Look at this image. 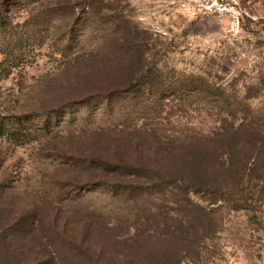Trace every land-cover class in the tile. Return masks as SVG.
Instances as JSON below:
<instances>
[{
    "label": "rangeland",
    "instance_id": "rangeland-1",
    "mask_svg": "<svg viewBox=\"0 0 264 264\" xmlns=\"http://www.w3.org/2000/svg\"><path fill=\"white\" fill-rule=\"evenodd\" d=\"M182 1L0 0V239L23 256L264 264V172L181 193L132 168L252 164L231 144L264 132V0Z\"/></svg>",
    "mask_w": 264,
    "mask_h": 264
},
{
    "label": "trees",
    "instance_id": "trees-1",
    "mask_svg": "<svg viewBox=\"0 0 264 264\" xmlns=\"http://www.w3.org/2000/svg\"><path fill=\"white\" fill-rule=\"evenodd\" d=\"M231 140L237 141V138L233 137ZM240 140L241 141H237L235 144H231V147L235 149L236 145L239 147L242 142H244L245 145H249V149L252 152L250 156H254V162L252 164H249L248 160L246 161L244 158L238 156L239 158H237V160L235 159L237 161L235 165L232 163V165L227 167L224 171H221V168L214 167V165L218 163L211 159L214 158L211 153L193 149L189 155H183L181 157V162L176 166H172L169 171H166V174H162L159 170L151 168L144 160H138L136 162L137 165H133L132 168H135V172L138 173L139 176L143 174V176L150 179L154 186L157 187L162 184L176 185L181 193H185L199 185L216 184L221 187L225 184L233 185L234 182L240 183L245 175H252L254 173L260 174L262 177L264 165L258 161L259 156L263 154L262 151H264V132L258 133V136L255 134H247L246 137H242ZM232 156L234 157V155ZM167 176H169V179L165 178ZM114 185L119 186L115 183H109L111 187ZM130 185L134 186L133 184ZM78 249L81 251L84 258L87 257V261L84 264H100L97 260H88V255L91 250H82L79 246ZM163 252L164 255H162L159 260H155L156 262L148 258L137 260V262L131 260L124 264H172L171 257L169 253H167L169 251ZM23 255V248H18L12 240L0 239V264H56L51 263L49 259L40 260L43 257L40 258L39 254H36L37 256H33L32 258Z\"/></svg>",
    "mask_w": 264,
    "mask_h": 264
},
{
    "label": "built area",
    "instance_id": "built-area-1",
    "mask_svg": "<svg viewBox=\"0 0 264 264\" xmlns=\"http://www.w3.org/2000/svg\"><path fill=\"white\" fill-rule=\"evenodd\" d=\"M182 9L190 15H199L200 13H206L210 11L217 12L220 15L225 14L228 11L226 2L219 0H184L181 3ZM242 14L238 12L235 16L237 25L239 27V20Z\"/></svg>",
    "mask_w": 264,
    "mask_h": 264
}]
</instances>
